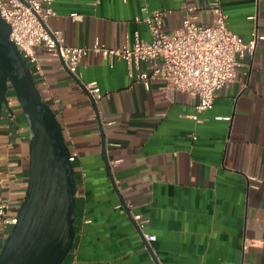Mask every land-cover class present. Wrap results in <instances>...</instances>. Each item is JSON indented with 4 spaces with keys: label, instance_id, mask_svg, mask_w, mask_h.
Here are the masks:
<instances>
[{
    "label": "crops",
    "instance_id": "0c3cea01",
    "mask_svg": "<svg viewBox=\"0 0 264 264\" xmlns=\"http://www.w3.org/2000/svg\"><path fill=\"white\" fill-rule=\"evenodd\" d=\"M212 2L55 0L49 25L72 46L120 47L136 32L151 39L138 19L146 8L165 10L172 33L189 14L211 23ZM220 4L231 30L264 35V0ZM35 50L42 97L77 153L76 234L63 264H264V38L202 112L189 92L131 79L125 60L90 52L78 77L44 46ZM91 81L101 97L86 88ZM14 94L0 100V251L11 228L3 219L17 216L29 182V122ZM137 213L148 219L143 228Z\"/></svg>",
    "mask_w": 264,
    "mask_h": 264
},
{
    "label": "built area",
    "instance_id": "2783aa9c",
    "mask_svg": "<svg viewBox=\"0 0 264 264\" xmlns=\"http://www.w3.org/2000/svg\"><path fill=\"white\" fill-rule=\"evenodd\" d=\"M54 2L0 0L1 15L12 26L11 39L27 59L34 75L42 70L36 46H44L78 77L80 63L90 52H94L110 60H125L133 80L149 85L152 79H160L167 87L193 94L198 98L197 112L214 107L218 91L238 77L239 57L254 53L258 41L264 38L257 30L250 39L231 30L228 13L220 0H213L205 9L213 14L211 23H199L195 20L197 15L189 14L179 28L168 33L164 29L166 11L146 8V14L138 19L147 24L151 39L143 38L136 32L133 43H125L120 47H110L100 41L90 46H72L65 42L62 31L49 25L50 19L56 14ZM144 62L150 64L149 69L142 67ZM85 86L93 97L102 96L97 81L86 83ZM193 117L200 121L198 114ZM76 155V152L71 151L70 158L74 161ZM6 207L5 204L0 205V215L5 214ZM134 217L141 228L148 222L140 213ZM16 221V217L3 219L5 225L11 226ZM147 238L153 241L156 235L148 234Z\"/></svg>",
    "mask_w": 264,
    "mask_h": 264
},
{
    "label": "water",
    "instance_id": "95a60500",
    "mask_svg": "<svg viewBox=\"0 0 264 264\" xmlns=\"http://www.w3.org/2000/svg\"><path fill=\"white\" fill-rule=\"evenodd\" d=\"M11 32L0 12V100L8 102L13 89L25 112L30 166L26 196L0 251V264H63L76 234V169L64 128Z\"/></svg>",
    "mask_w": 264,
    "mask_h": 264
},
{
    "label": "rangeland",
    "instance_id": "374dc122",
    "mask_svg": "<svg viewBox=\"0 0 264 264\" xmlns=\"http://www.w3.org/2000/svg\"><path fill=\"white\" fill-rule=\"evenodd\" d=\"M11 94H12V91H11ZM15 95V98L17 99V101L19 102V100H18V98L16 97V94H14ZM12 227V226H11ZM10 230H11V228H10Z\"/></svg>",
    "mask_w": 264,
    "mask_h": 264
},
{
    "label": "trees",
    "instance_id": "16d2710c",
    "mask_svg": "<svg viewBox=\"0 0 264 264\" xmlns=\"http://www.w3.org/2000/svg\"><path fill=\"white\" fill-rule=\"evenodd\" d=\"M13 90V89H12Z\"/></svg>",
    "mask_w": 264,
    "mask_h": 264
}]
</instances>
